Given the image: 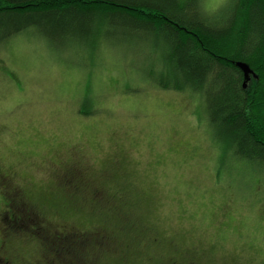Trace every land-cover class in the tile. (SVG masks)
Returning a JSON list of instances; mask_svg holds the SVG:
<instances>
[{"label":"trees","instance_id":"1","mask_svg":"<svg viewBox=\"0 0 264 264\" xmlns=\"http://www.w3.org/2000/svg\"><path fill=\"white\" fill-rule=\"evenodd\" d=\"M16 36L43 37L54 52L63 48L64 62L69 47L95 67L108 45L131 57L146 51L171 77L156 89L188 94L196 111L206 105L218 175L229 166H241L242 176L264 174V0H228L214 13L202 0H0V46ZM148 37L153 44L143 50ZM138 63L129 85L142 84ZM119 82L112 85L119 94L133 92ZM101 102L97 110L84 104L80 115H101ZM66 156L72 158L53 174L48 201L0 174V264H202L203 250L182 248L153 224V195L135 194L127 166L96 173L81 156Z\"/></svg>","mask_w":264,"mask_h":264},{"label":"rangeland","instance_id":"2","mask_svg":"<svg viewBox=\"0 0 264 264\" xmlns=\"http://www.w3.org/2000/svg\"><path fill=\"white\" fill-rule=\"evenodd\" d=\"M227 1L202 0V7L214 13ZM27 38L0 46L1 175L48 201L53 174L67 165L68 153L96 173L114 163L120 170L127 166L135 194L153 195V224L161 234L175 235L182 248L203 250L202 264H264V174L242 176L241 166H229L218 175L206 105L196 111L188 94L156 89L171 77L146 51L131 57L108 45L103 62L98 59L102 66L95 67L87 57L79 62L69 47L65 55L71 59L64 62L63 48L54 52L43 37ZM152 44L148 37L143 50ZM136 61L142 84L130 86L126 76ZM115 81L133 92L119 94ZM105 96L112 98L101 102ZM100 102L101 115H80L84 104L97 110ZM78 143L83 145L75 151Z\"/></svg>","mask_w":264,"mask_h":264},{"label":"water","instance_id":"3","mask_svg":"<svg viewBox=\"0 0 264 264\" xmlns=\"http://www.w3.org/2000/svg\"><path fill=\"white\" fill-rule=\"evenodd\" d=\"M237 65H238V67H240L245 73H246V72H250L248 66H246V65H241L240 63H238Z\"/></svg>","mask_w":264,"mask_h":264}]
</instances>
